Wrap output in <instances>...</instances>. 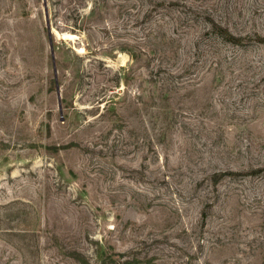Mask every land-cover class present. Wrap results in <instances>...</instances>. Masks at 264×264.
<instances>
[{
	"label": "rangeland",
	"instance_id": "rangeland-1",
	"mask_svg": "<svg viewBox=\"0 0 264 264\" xmlns=\"http://www.w3.org/2000/svg\"><path fill=\"white\" fill-rule=\"evenodd\" d=\"M46 10L0 0V264H264V0Z\"/></svg>",
	"mask_w": 264,
	"mask_h": 264
},
{
	"label": "trees",
	"instance_id": "trees-1",
	"mask_svg": "<svg viewBox=\"0 0 264 264\" xmlns=\"http://www.w3.org/2000/svg\"><path fill=\"white\" fill-rule=\"evenodd\" d=\"M220 33H221V35L224 38L228 39V41H231V42H234L235 41L234 37L232 35H230L229 33H227L225 29L220 28Z\"/></svg>",
	"mask_w": 264,
	"mask_h": 264
},
{
	"label": "water",
	"instance_id": "water-1",
	"mask_svg": "<svg viewBox=\"0 0 264 264\" xmlns=\"http://www.w3.org/2000/svg\"><path fill=\"white\" fill-rule=\"evenodd\" d=\"M43 1V6H44V13H45V17H46V23L48 24V15H47V10H46V0H42ZM52 54V53H51ZM52 60H53V55H52Z\"/></svg>",
	"mask_w": 264,
	"mask_h": 264
},
{
	"label": "bare ground",
	"instance_id": "bare-ground-1",
	"mask_svg": "<svg viewBox=\"0 0 264 264\" xmlns=\"http://www.w3.org/2000/svg\"><path fill=\"white\" fill-rule=\"evenodd\" d=\"M65 36L68 37V38H72V35L71 34H67Z\"/></svg>",
	"mask_w": 264,
	"mask_h": 264
}]
</instances>
